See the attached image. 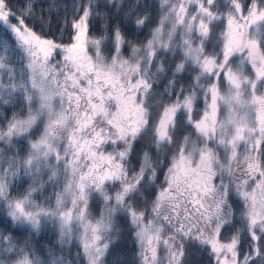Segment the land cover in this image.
<instances>
[{"label": "snow or ice", "instance_id": "obj_1", "mask_svg": "<svg viewBox=\"0 0 264 264\" xmlns=\"http://www.w3.org/2000/svg\"><path fill=\"white\" fill-rule=\"evenodd\" d=\"M0 264H264V0H0Z\"/></svg>", "mask_w": 264, "mask_h": 264}, {"label": "rangeland", "instance_id": "obj_2", "mask_svg": "<svg viewBox=\"0 0 264 264\" xmlns=\"http://www.w3.org/2000/svg\"><path fill=\"white\" fill-rule=\"evenodd\" d=\"M51 193V190L49 192L44 193V195H49Z\"/></svg>", "mask_w": 264, "mask_h": 264}, {"label": "trees", "instance_id": "obj_3", "mask_svg": "<svg viewBox=\"0 0 264 264\" xmlns=\"http://www.w3.org/2000/svg\"><path fill=\"white\" fill-rule=\"evenodd\" d=\"M76 251V249H73V252H75Z\"/></svg>", "mask_w": 264, "mask_h": 264}]
</instances>
